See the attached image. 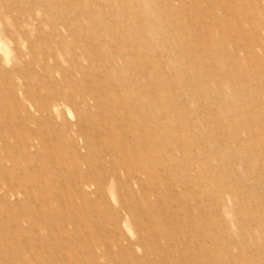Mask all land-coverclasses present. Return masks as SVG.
<instances>
[{
	"label": "rangeland",
	"instance_id": "1",
	"mask_svg": "<svg viewBox=\"0 0 264 264\" xmlns=\"http://www.w3.org/2000/svg\"><path fill=\"white\" fill-rule=\"evenodd\" d=\"M0 264H264V0H0Z\"/></svg>",
	"mask_w": 264,
	"mask_h": 264
}]
</instances>
